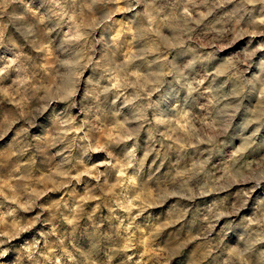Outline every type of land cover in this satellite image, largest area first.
<instances>
[{"label":"rangeland","instance_id":"1","mask_svg":"<svg viewBox=\"0 0 264 264\" xmlns=\"http://www.w3.org/2000/svg\"><path fill=\"white\" fill-rule=\"evenodd\" d=\"M0 233V264H264V2L0 0Z\"/></svg>","mask_w":264,"mask_h":264},{"label":"clouds","instance_id":"2","mask_svg":"<svg viewBox=\"0 0 264 264\" xmlns=\"http://www.w3.org/2000/svg\"><path fill=\"white\" fill-rule=\"evenodd\" d=\"M16 2H22V0H7V3H16ZM118 2V0H117ZM249 2H253V0H249ZM261 2H264V0H261ZM200 83H203V81H200ZM189 89H191V84L188 86ZM109 89H104V91H108ZM76 93L75 91L73 92H70L68 95L64 96H60L58 97V99L62 100V101H70L71 100V97L75 96ZM56 99V98H54ZM144 123H149V124H152V125H160V124H165V123H171L174 127V130L178 133L180 130L178 128H175V124L176 122L175 121H171V122H166L162 119H159V118H154V120L152 121H148L147 120V117H143L141 119V121L139 122V126L137 128H134V129H131V130H128L123 139L124 140H133L135 139L138 134H139V131H140V128L144 126ZM224 131H227V129L225 128ZM161 135H165L166 138L168 139H172L171 136L167 135L166 133H161ZM85 140H87V136L84 137ZM214 139H215V136H206L205 139H195L194 142L190 143V144H185V146H190V147H197L198 144H209L211 145L213 142H214ZM110 138L108 141H105L101 144H99L96 148H92L91 150L92 151H109V144H110ZM179 143V141H177ZM88 148H91V145L89 144L88 145ZM87 148H86V152H87ZM154 151H157L155 148H148V150L144 151V154H143V157L139 160V163L141 165V167L144 165L145 161L148 159V157L154 152ZM136 153H137V146H133L132 148H130L128 150V162L125 164V168H131L133 166L132 164V161H134L136 159ZM109 155H111V152L109 151ZM87 173H81L80 175H85ZM80 175H78L76 177L77 180L80 179ZM100 175H103V173H98L97 176L95 177L96 179H99V176ZM120 176L121 177H124L125 176V173L122 171L120 173ZM136 183V180H135V177H132L130 180L129 179H125V186H127L128 184H132L134 185ZM171 195H175V193H171ZM164 200V197L161 196L160 198H158V201L156 203H144V204H139V205H136V208H137V215L147 211L148 209L150 208H154V207H157L159 205V203H162ZM131 209L129 208H125V211H130ZM27 211V209H26ZM220 216H223V215H226V213H220L219 214ZM39 220V217L36 218V220L32 221L31 223H29L27 225L28 228H31L34 226V224L36 223V221ZM170 223H174V222H170ZM169 224H164L162 225L161 227H168ZM25 229H20V231H24ZM3 234L0 233V236H2ZM9 240L11 239V237L8 238ZM7 241L5 239H0V245H3L4 243H6ZM4 253L3 252H0V255H3Z\"/></svg>","mask_w":264,"mask_h":264}]
</instances>
